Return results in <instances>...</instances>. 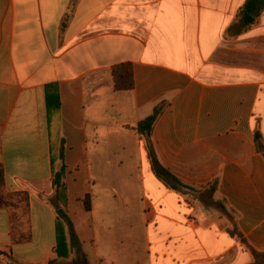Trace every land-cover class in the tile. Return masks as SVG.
<instances>
[{
    "label": "crops",
    "instance_id": "obj_1",
    "mask_svg": "<svg viewBox=\"0 0 264 264\" xmlns=\"http://www.w3.org/2000/svg\"><path fill=\"white\" fill-rule=\"evenodd\" d=\"M245 2L0 0V199L28 196L27 228L0 206V264H65L51 202L61 166L81 242L69 259L255 264L247 247L264 253V11L245 24ZM120 64L131 65L132 90L114 89ZM160 103L152 142L188 188L155 177L132 131Z\"/></svg>",
    "mask_w": 264,
    "mask_h": 264
},
{
    "label": "trees",
    "instance_id": "obj_2",
    "mask_svg": "<svg viewBox=\"0 0 264 264\" xmlns=\"http://www.w3.org/2000/svg\"><path fill=\"white\" fill-rule=\"evenodd\" d=\"M263 11L264 0H246L241 9L240 16L248 15L250 18H252V20H255ZM112 76L115 91H129L133 89V75L130 64H120L113 67ZM164 104L165 103H160L155 106L152 114L142 121L136 123L132 127V131L137 137L144 140L151 170L155 177L160 180L166 187L173 190H180L181 188L188 187L161 165L154 148V143L152 142L151 135L153 126L162 113ZM259 139L260 135L258 132H256L255 142L257 145H259ZM60 160H62V149L60 152ZM63 175L64 167L61 166L53 173L52 179V187L54 193L51 202L52 205L56 208V246L54 249V253L57 259L63 260L65 264H88L84 256H79L76 259H69L73 252H80L81 242L77 237L73 223L70 220L65 209L66 189L63 182ZM0 206L9 208L13 212H15L14 216L15 218H18L20 220V226L24 228L28 227V196L26 193H15L13 195H7L5 199H0ZM231 235L239 237L235 228H233V230L231 231ZM242 244L245 245V242L243 240ZM247 250L250 252L255 262L257 256L264 255V253H257L249 247H247Z\"/></svg>",
    "mask_w": 264,
    "mask_h": 264
},
{
    "label": "rangeland",
    "instance_id": "obj_3",
    "mask_svg": "<svg viewBox=\"0 0 264 264\" xmlns=\"http://www.w3.org/2000/svg\"><path fill=\"white\" fill-rule=\"evenodd\" d=\"M256 264H264V255H259L256 257Z\"/></svg>",
    "mask_w": 264,
    "mask_h": 264
},
{
    "label": "water",
    "instance_id": "obj_4",
    "mask_svg": "<svg viewBox=\"0 0 264 264\" xmlns=\"http://www.w3.org/2000/svg\"><path fill=\"white\" fill-rule=\"evenodd\" d=\"M245 24H249L251 23L253 20L252 18H250L248 15H244V19H243ZM56 264H61V263H56Z\"/></svg>",
    "mask_w": 264,
    "mask_h": 264
}]
</instances>
